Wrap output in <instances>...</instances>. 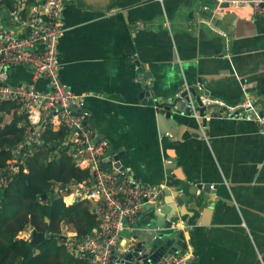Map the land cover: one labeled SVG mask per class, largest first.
Returning a JSON list of instances; mask_svg holds the SVG:
<instances>
[{
  "label": "crops",
  "instance_id": "crops-1",
  "mask_svg": "<svg viewBox=\"0 0 264 264\" xmlns=\"http://www.w3.org/2000/svg\"><path fill=\"white\" fill-rule=\"evenodd\" d=\"M63 1L60 80L73 94L84 96L92 130L117 151H124L120 161L123 170L134 179L154 183L162 177V165L172 160L176 161L172 171L176 185L187 183L193 174L209 180L221 176L227 183L221 189L246 217L249 226L242 222L232 228L201 226L193 217L184 216L187 221H179L177 227L183 231V247L193 258L190 264H264V137L257 126L216 118L209 120L204 131L192 117L180 116L174 137L161 139L156 110L140 106L139 100L144 69L151 77L145 83L151 82L157 95L200 79L211 98L227 105H237L246 96L257 102L255 93L242 96L238 81L227 73L226 49L238 42L237 56H253L255 52H248L249 47L264 53V18L254 15L249 7L227 8L208 0H168L164 16L141 21L133 11L150 0ZM104 8L108 13L101 16ZM150 12L147 9L145 16ZM190 22L197 25L189 29ZM255 59L250 57L247 62ZM182 63L189 65L183 79L165 88L167 70L179 69ZM9 82L29 83L30 73L14 69ZM44 87V83L36 85L38 90ZM217 199L209 196L211 202ZM149 216L150 212L142 213L123 237L131 239L135 225Z\"/></svg>",
  "mask_w": 264,
  "mask_h": 264
},
{
  "label": "built area",
  "instance_id": "built-area-1",
  "mask_svg": "<svg viewBox=\"0 0 264 264\" xmlns=\"http://www.w3.org/2000/svg\"><path fill=\"white\" fill-rule=\"evenodd\" d=\"M208 1L227 8L249 7L254 15L264 17V0ZM61 12V0H0V130L7 125L6 106L12 105L10 113L16 117L14 125L20 135L15 144L0 148L1 153L7 154L0 162V192L16 176L29 173V165L33 164V155L38 149L46 151L51 145L50 160L63 153L74 167L90 171L91 177L86 181L60 189V197L67 206L77 202L88 204L97 221L89 235L81 237L61 226L54 238L70 257L83 264H120L112 259L114 251L134 245L123 233L141 219L147 206L160 203L167 187H144L126 170L99 167L109 144L97 140L92 128L85 125L84 96L73 94L59 76ZM201 23L209 25L207 21ZM196 25V22L187 23L189 29ZM14 69H27L30 82L11 84L10 73ZM38 83H44V89L38 90ZM200 90L198 88L199 93ZM246 97L241 103L230 106L199 94L200 104L183 102L180 111L196 115L195 109L199 106H218L225 112L214 110L207 115L217 113L221 119L235 115L238 121L257 125L259 135L264 137V115L260 116L261 110ZM50 129L54 132L61 129L63 136L45 143L43 135ZM71 188L72 192L67 193ZM65 197H72L71 202L66 203ZM33 231L29 228L20 232L18 239L30 243ZM190 257L185 248V254L164 255L156 264H185Z\"/></svg>",
  "mask_w": 264,
  "mask_h": 264
},
{
  "label": "water",
  "instance_id": "water-1",
  "mask_svg": "<svg viewBox=\"0 0 264 264\" xmlns=\"http://www.w3.org/2000/svg\"><path fill=\"white\" fill-rule=\"evenodd\" d=\"M89 1L92 2L94 0ZM95 1L100 2L99 0ZM167 1L168 0H150V4L147 6H140L133 12L137 14V18L141 21H153L158 17L164 16V9H166L165 5L168 4ZM61 2L62 9H64L65 1L61 0ZM149 8L151 9V14L145 16ZM106 13H108L107 9L104 8L101 16ZM101 16L99 15V17ZM238 46V42L234 44L231 43L226 49V61L229 64L227 73H230L236 82L238 81L237 83L241 87L242 96L249 95L250 93H255L257 95L258 100L254 102L253 105L261 108L260 116H262L264 115V53H260L259 49L249 47L248 52H255L254 55L250 57H256L257 59L247 62V59L250 58L249 56H237L240 52ZM221 57H224V55L221 54ZM253 67H255L254 71H252ZM141 74L143 76H140L141 79L139 78L141 82V90H139L140 106L151 107L156 110L155 123L159 138L161 139L174 137V130L181 123L180 116L192 117L199 124L200 129H204L205 131L210 119H221L218 117L217 113H212L208 116V112H215L214 110L225 112L224 109L214 105L197 107L195 109L196 115L188 111L184 113L180 111L183 102L192 101L195 104H200L199 94L212 97L205 91L200 79L196 82L185 81V83L179 85L171 93L157 95V93L153 91L152 83H145L147 81L146 79L151 78L150 73L143 69ZM198 88L201 89V93H199ZM181 89H183V91H181ZM150 93L153 94L151 97ZM82 111L87 114L84 120L85 125L90 126L89 112L84 108V105ZM230 119H235V115H231ZM93 131L97 140L105 139V137L97 133L95 129H93ZM193 137L196 138L197 135H193ZM117 150L118 149H115L112 145H109L107 152L103 156L102 162H100L99 167L101 169L114 168L119 171L124 169L120 162L124 155V151ZM175 164L176 161L171 160L170 163L162 165V177L154 183H144L140 181V179L133 178L144 187L166 185L167 189L160 203L146 207V211L150 212L151 216L135 225V230L131 235V239L129 238L134 245L127 246L118 252L114 251L112 256L113 260L115 259L120 264H156L164 255L174 256L185 254L182 238L183 231L176 226L179 221L186 222L187 220L182 218L187 215L190 218L193 217L195 222H200L201 226H230L236 228L241 226L242 222H245L246 226H249L242 210L232 205L229 197L226 195L227 192L221 189L224 183L225 185L227 184L221 176L209 180L208 178H203L201 174H193L189 176L190 181H187V183L176 185L172 174ZM210 195L217 196L218 199L215 203L209 200ZM183 210L185 212H183ZM237 210H239V214ZM189 213L192 215H189ZM43 239H45L44 233L33 231L32 244L36 245ZM192 261L193 258L185 264H190Z\"/></svg>",
  "mask_w": 264,
  "mask_h": 264
},
{
  "label": "trees",
  "instance_id": "trees-1",
  "mask_svg": "<svg viewBox=\"0 0 264 264\" xmlns=\"http://www.w3.org/2000/svg\"><path fill=\"white\" fill-rule=\"evenodd\" d=\"M11 106H6L7 125L0 130V148L20 139L14 125L16 117L10 113ZM62 136L61 129L57 132L50 129L43 140L48 143ZM52 152L51 145L46 151L38 149L33 155V164L29 165V173L16 176L0 192V245L1 252L5 251L0 264H83L70 257L54 236L60 233L61 226L81 237L91 234L96 227V217L88 204L77 202L67 206L60 197V189L86 181L91 173L74 167L63 153L50 160ZM6 157L5 152H0V162ZM70 192L72 188L67 190ZM70 198H64L66 203ZM29 228L44 233L45 239L36 245L19 240L18 234Z\"/></svg>",
  "mask_w": 264,
  "mask_h": 264
},
{
  "label": "clouds",
  "instance_id": "clouds-1",
  "mask_svg": "<svg viewBox=\"0 0 264 264\" xmlns=\"http://www.w3.org/2000/svg\"><path fill=\"white\" fill-rule=\"evenodd\" d=\"M189 65L182 63L179 69L169 68L166 72L165 88H170L179 79H183V74L188 70Z\"/></svg>",
  "mask_w": 264,
  "mask_h": 264
},
{
  "label": "rangeland",
  "instance_id": "rangeland-1",
  "mask_svg": "<svg viewBox=\"0 0 264 264\" xmlns=\"http://www.w3.org/2000/svg\"><path fill=\"white\" fill-rule=\"evenodd\" d=\"M63 227H64V226H63ZM64 228H66V227H64ZM66 229H68V228H66ZM68 230H70V229H68ZM1 249H2V248H1V245H0V257H2V256L5 254V253H4L5 251L2 250L3 252H1Z\"/></svg>",
  "mask_w": 264,
  "mask_h": 264
},
{
  "label": "bare ground",
  "instance_id": "bare-ground-1",
  "mask_svg": "<svg viewBox=\"0 0 264 264\" xmlns=\"http://www.w3.org/2000/svg\"><path fill=\"white\" fill-rule=\"evenodd\" d=\"M71 200H72V197L70 198V202H71ZM70 202H69V203H70Z\"/></svg>",
  "mask_w": 264,
  "mask_h": 264
}]
</instances>
